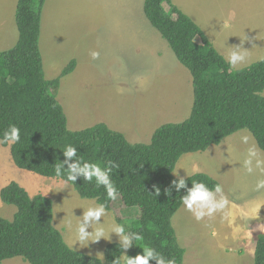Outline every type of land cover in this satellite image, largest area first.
<instances>
[{"label": "rangeland", "instance_id": "obj_1", "mask_svg": "<svg viewBox=\"0 0 264 264\" xmlns=\"http://www.w3.org/2000/svg\"><path fill=\"white\" fill-rule=\"evenodd\" d=\"M47 2L40 37L46 79H56L77 62L54 91L70 131L106 124L130 143L145 145L161 126L190 117L192 77L147 20L145 0ZM172 2L233 70L264 60V0ZM17 3L0 0V51L18 42ZM197 173L209 175L221 189L188 201L172 219L186 250L184 264H254L257 236L264 234V152L248 131H240L205 152L182 156L174 175L184 179ZM12 182L31 197L52 200L53 225L73 250L104 261L105 249L119 243L125 262L131 247L125 232L139 219L138 209L125 207L118 197L106 211L61 180L21 170L0 141V193ZM16 212L0 198L1 218L12 221ZM1 264L28 263L15 258Z\"/></svg>", "mask_w": 264, "mask_h": 264}, {"label": "trees", "instance_id": "obj_2", "mask_svg": "<svg viewBox=\"0 0 264 264\" xmlns=\"http://www.w3.org/2000/svg\"><path fill=\"white\" fill-rule=\"evenodd\" d=\"M45 4L18 0V42L0 52V141L19 169L61 180L106 211L119 197L125 207L138 209L139 219L125 232L131 240L125 262L119 243L105 249L102 261L67 245L53 225L50 198L31 197L12 182L0 193L2 202L17 209L12 221L0 217V264L15 258L28 264H184L186 250L172 219L185 203L221 185L203 173L178 179L176 166L182 156L205 152L240 131H248L264 152V60L233 70L172 0H145L147 20L192 77L190 117L161 126L145 145L130 143L106 124L70 131L54 91L77 62L46 79L40 49ZM254 264H264V234L257 236Z\"/></svg>", "mask_w": 264, "mask_h": 264}, {"label": "crops", "instance_id": "obj_3", "mask_svg": "<svg viewBox=\"0 0 264 264\" xmlns=\"http://www.w3.org/2000/svg\"><path fill=\"white\" fill-rule=\"evenodd\" d=\"M46 4H50V3H49V2H47V0H46ZM46 4H45V5H46ZM44 7H45V6H44ZM46 13H47V14H49V13H50V10H49L48 8H46ZM15 46H16V45H15ZM6 51H8V50H6ZM0 52H3V50H1Z\"/></svg>", "mask_w": 264, "mask_h": 264}]
</instances>
